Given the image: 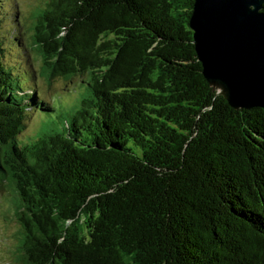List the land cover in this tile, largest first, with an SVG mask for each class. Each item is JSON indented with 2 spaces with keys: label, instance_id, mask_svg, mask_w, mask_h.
<instances>
[{
  "label": "trees",
  "instance_id": "16d2710c",
  "mask_svg": "<svg viewBox=\"0 0 264 264\" xmlns=\"http://www.w3.org/2000/svg\"><path fill=\"white\" fill-rule=\"evenodd\" d=\"M194 4L46 0L29 41L0 19L15 264H264V108L208 82ZM79 77L66 104L54 83Z\"/></svg>",
  "mask_w": 264,
  "mask_h": 264
},
{
  "label": "water",
  "instance_id": "95a60500",
  "mask_svg": "<svg viewBox=\"0 0 264 264\" xmlns=\"http://www.w3.org/2000/svg\"><path fill=\"white\" fill-rule=\"evenodd\" d=\"M208 82L235 108H264V0H195L190 19Z\"/></svg>",
  "mask_w": 264,
  "mask_h": 264
},
{
  "label": "rangeland",
  "instance_id": "374dc122",
  "mask_svg": "<svg viewBox=\"0 0 264 264\" xmlns=\"http://www.w3.org/2000/svg\"><path fill=\"white\" fill-rule=\"evenodd\" d=\"M45 1L46 0H1L0 19L3 22H10L14 19L17 20L22 36L26 37L29 41V36H32L33 33L32 14L37 8L43 6ZM11 57L12 59L17 60V64L21 58L20 55L17 59L14 55H11ZM34 62L37 64V67H39V62ZM80 78L81 77L72 82L59 80L54 83V91L62 95L66 104H72L77 99L78 92L71 93L65 88L74 82L80 84ZM36 81L43 84V86H46L43 79L39 78L36 79ZM66 83L70 84L66 85ZM41 118L40 114H36L29 121L27 129L21 137L27 138V136H29L27 139L33 138L37 134V130L40 128ZM15 202L16 200L9 192V188L0 187V264H15L14 252L20 241L19 232L21 230V226L14 216Z\"/></svg>",
  "mask_w": 264,
  "mask_h": 264
}]
</instances>
